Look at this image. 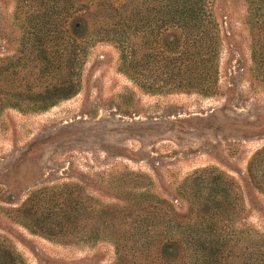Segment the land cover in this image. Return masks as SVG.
Returning a JSON list of instances; mask_svg holds the SVG:
<instances>
[{"label": "rangeland", "instance_id": "374dc122", "mask_svg": "<svg viewBox=\"0 0 264 264\" xmlns=\"http://www.w3.org/2000/svg\"><path fill=\"white\" fill-rule=\"evenodd\" d=\"M13 9V0H0V27L14 38L6 40L0 31V58L16 46ZM213 11L221 46L212 93H147L119 71L115 46L97 41L86 48L80 86L71 97L45 110L0 112V238L24 264H113L115 259L108 239L59 242L24 227L15 209L31 193L48 197L64 184L76 185L83 197L92 198L84 204L89 218L91 205L128 210L132 194L143 191L148 199L160 197L184 209L176 189L203 167L218 168L239 185L243 239L264 235V192L247 174L250 157L264 146V83L253 68L246 3L214 0Z\"/></svg>", "mask_w": 264, "mask_h": 264}, {"label": "trees", "instance_id": "16d2710c", "mask_svg": "<svg viewBox=\"0 0 264 264\" xmlns=\"http://www.w3.org/2000/svg\"><path fill=\"white\" fill-rule=\"evenodd\" d=\"M13 2L10 23L18 32L12 55L0 58V112L7 107L45 110L71 97L80 86L86 48L97 41L115 46L119 71L147 93L215 91L221 29L214 0ZM245 3L253 68L264 83V0ZM0 31L2 38L14 40L9 30ZM247 174L264 192V146L250 157ZM62 187L47 198L40 191L31 193L15 209L19 222L59 242L108 239L115 248L113 264H179L177 259L186 264H264V235L243 239L240 187L218 168L196 169L177 187L184 209L160 197L148 199L143 191L132 194L129 211L96 203L89 218L84 204L92 198L83 197L76 185ZM88 221L92 228L85 229ZM3 241L0 264H24Z\"/></svg>", "mask_w": 264, "mask_h": 264}]
</instances>
